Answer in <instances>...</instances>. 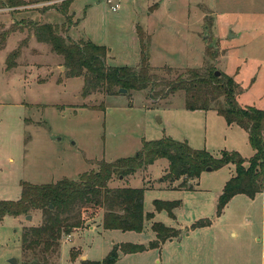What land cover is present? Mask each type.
<instances>
[{"label":"rangeland","instance_id":"obj_1","mask_svg":"<svg viewBox=\"0 0 264 264\" xmlns=\"http://www.w3.org/2000/svg\"><path fill=\"white\" fill-rule=\"evenodd\" d=\"M62 1L0 9V24H64L65 34L74 40L106 46L113 66L138 67L145 44L159 78L210 66L236 80L242 107L264 110V0H72L67 15ZM115 4L120 5L116 11ZM8 40L0 51V200L19 199L22 181L78 179L97 170L102 160L136 155L145 140L168 137L215 157L223 150L238 151L247 160L255 154L247 130L229 125L216 109L188 110L183 92L160 101L150 97V90L111 96L97 91L85 97L83 77L63 83L64 58L49 44H38L28 28ZM24 41L28 44L17 66L8 69L9 53ZM168 166V159L161 158L135 174L116 175L109 184L145 189L144 210L154 217L145 218L142 231L105 229V210L91 217L86 209L85 228L66 236L50 261H103L118 246L114 264H264V192L254 198L238 194L218 214L219 196L235 174V164L205 170L189 181L191 189L177 187L183 179H166ZM155 200L177 201L174 216L157 210ZM30 215V220L7 215L0 221V264L33 259L23 251L22 235L41 224L43 216L39 210ZM204 220L210 225L195 226ZM156 221L180 229V235L148 247L157 239ZM126 244L148 248L128 253Z\"/></svg>","mask_w":264,"mask_h":264},{"label":"trees","instance_id":"obj_2","mask_svg":"<svg viewBox=\"0 0 264 264\" xmlns=\"http://www.w3.org/2000/svg\"><path fill=\"white\" fill-rule=\"evenodd\" d=\"M52 0H0V9L18 8L32 3ZM72 0L62 1L63 14ZM66 9V10H65ZM28 28L40 43L51 46L52 52L64 58L67 78L83 77L82 95L87 97L101 91L106 96L120 93L121 88L150 90L155 101L168 99L183 92L188 110L216 109L225 117L229 125L237 124L249 133V142L255 154L247 160L238 151L223 150L221 157H215L206 149H195L186 142L172 138L144 141L142 149L133 156L121 157L113 162L100 161L99 168L83 172L78 179L63 178L56 182L34 184L21 182L22 193L17 200H0V221L7 215L25 216L32 211L42 212L43 221L25 229L22 247L26 255L33 259L26 264H54L51 257L61 250L63 239L75 231L85 228L84 211L90 209V216L96 217L99 210H105L102 224L105 229L122 231H142L145 218H153L154 213H145V189L137 187H110L114 176H129L158 159L169 161L166 179L172 182L183 179L177 186L190 188L189 181L199 178L208 167L212 169L233 163L235 174L225 183L219 196L217 212L221 214L229 201L238 194L254 198L264 192V110L255 106L242 107L238 101L240 89L236 80L222 72L216 76V69L208 66L205 70L187 67L174 79L159 78L154 74L150 54L142 44L141 63L134 66H113L108 63V48L91 40L76 41L65 34L64 24L41 23L34 20L14 22L10 26L0 24V50L8 43L16 31ZM143 43V39H142ZM27 41L12 50L7 57V68H14ZM169 71H172L168 67ZM156 209L167 210L174 216L177 201L155 200ZM210 220L200 221L195 226L210 225ZM153 230L157 239L148 247H160L168 239L178 237L181 230L162 222H154ZM143 244L123 245L125 252L143 251ZM74 259V254H71ZM118 259L115 246L103 261L83 264H114Z\"/></svg>","mask_w":264,"mask_h":264},{"label":"water","instance_id":"obj_3","mask_svg":"<svg viewBox=\"0 0 264 264\" xmlns=\"http://www.w3.org/2000/svg\"><path fill=\"white\" fill-rule=\"evenodd\" d=\"M234 36H235V34H233V33L230 34V37L233 38ZM215 74H216V76H220V75L222 74V72L219 71V70H217V71L215 72ZM120 93H127V89H125V88H121V89H120ZM206 170H207V171H212V167H208ZM122 177H123V176H121V178H122ZM27 218L30 220V219L32 218V215H27ZM11 262L15 263V262H16V259H12ZM35 263H36V262H34V264H35Z\"/></svg>","mask_w":264,"mask_h":264},{"label":"crops","instance_id":"obj_4","mask_svg":"<svg viewBox=\"0 0 264 264\" xmlns=\"http://www.w3.org/2000/svg\"><path fill=\"white\" fill-rule=\"evenodd\" d=\"M237 36H238V35L235 34L234 37H237ZM234 37H233V38H234ZM35 41H36L38 44H44V43H40V42H38L37 40H35ZM8 42H9V40H8ZM7 44H8V43H7ZM0 51H1V50H0ZM16 66H17V65H16ZM16 66H15V67H16ZM15 67H14V68H15ZM67 79H68V78H66V79L63 81V83L66 82ZM69 79H70V78H69ZM110 187H112V186H110ZM116 187H117V186H116ZM118 187H121V186H118ZM19 217H21V216H18V218H19ZM70 236H71V235H68V237H70Z\"/></svg>","mask_w":264,"mask_h":264},{"label":"built area","instance_id":"obj_5","mask_svg":"<svg viewBox=\"0 0 264 264\" xmlns=\"http://www.w3.org/2000/svg\"><path fill=\"white\" fill-rule=\"evenodd\" d=\"M109 1H111V0H109ZM119 6H120L119 4H115V5L112 6V9L114 11H116L119 8Z\"/></svg>","mask_w":264,"mask_h":264}]
</instances>
